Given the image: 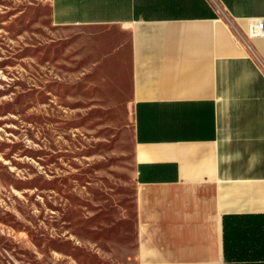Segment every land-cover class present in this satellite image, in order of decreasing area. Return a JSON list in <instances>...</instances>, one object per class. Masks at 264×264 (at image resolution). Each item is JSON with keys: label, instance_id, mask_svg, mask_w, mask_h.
I'll return each instance as SVG.
<instances>
[{"label": "crops", "instance_id": "obj_1", "mask_svg": "<svg viewBox=\"0 0 264 264\" xmlns=\"http://www.w3.org/2000/svg\"><path fill=\"white\" fill-rule=\"evenodd\" d=\"M50 18L42 90L132 117L131 255L264 264V0H50Z\"/></svg>", "mask_w": 264, "mask_h": 264}, {"label": "rangeland", "instance_id": "obj_2", "mask_svg": "<svg viewBox=\"0 0 264 264\" xmlns=\"http://www.w3.org/2000/svg\"><path fill=\"white\" fill-rule=\"evenodd\" d=\"M53 28L50 0H0V264H139L132 117L42 90Z\"/></svg>", "mask_w": 264, "mask_h": 264}, {"label": "built area", "instance_id": "obj_3", "mask_svg": "<svg viewBox=\"0 0 264 264\" xmlns=\"http://www.w3.org/2000/svg\"><path fill=\"white\" fill-rule=\"evenodd\" d=\"M249 34L250 36H264V19L251 20ZM240 39L243 40L241 37Z\"/></svg>", "mask_w": 264, "mask_h": 264}]
</instances>
